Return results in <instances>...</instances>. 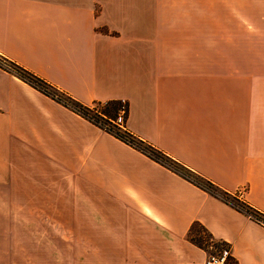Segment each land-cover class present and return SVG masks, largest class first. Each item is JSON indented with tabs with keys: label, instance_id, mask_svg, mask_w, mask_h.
<instances>
[{
	"label": "crops",
	"instance_id": "crops-1",
	"mask_svg": "<svg viewBox=\"0 0 264 264\" xmlns=\"http://www.w3.org/2000/svg\"><path fill=\"white\" fill-rule=\"evenodd\" d=\"M0 57L126 101L129 131L264 214V0H0ZM18 217L87 252L22 256L43 247ZM196 223L264 264V223L0 66V264H207Z\"/></svg>",
	"mask_w": 264,
	"mask_h": 264
},
{
	"label": "trees",
	"instance_id": "trees-1",
	"mask_svg": "<svg viewBox=\"0 0 264 264\" xmlns=\"http://www.w3.org/2000/svg\"><path fill=\"white\" fill-rule=\"evenodd\" d=\"M5 60L8 61L13 67L11 72L17 74L22 80L28 82L38 90L81 114L117 138L140 150L150 158L183 176L210 194L222 199L224 202L264 223V214L253 208L247 202L239 199L235 194L224 191L201 174L185 166L149 142L134 135L127 129L125 122L124 125L117 124L116 120L122 111H124V120L126 121L128 115V103L126 101L115 99L106 102H97L92 106H86L65 92L52 86L42 78L23 68L22 66L9 61L8 59ZM189 236L193 242L205 248L210 255H213L211 251L212 248L221 251L226 247H230V245L224 241L215 240L213 236L204 228V226L200 225L199 223H196L192 226ZM228 260L232 261V263L229 262V264H235V259L232 257V255H230Z\"/></svg>",
	"mask_w": 264,
	"mask_h": 264
},
{
	"label": "rangeland",
	"instance_id": "rangeland-1",
	"mask_svg": "<svg viewBox=\"0 0 264 264\" xmlns=\"http://www.w3.org/2000/svg\"><path fill=\"white\" fill-rule=\"evenodd\" d=\"M0 60L5 59L0 57ZM8 61H6L7 63ZM9 65H11L8 62ZM0 66H3L0 64ZM12 66V65H11ZM121 113V112H120ZM125 122V120H124ZM124 125V124H123ZM25 203H16V207L18 209H24ZM16 225L20 228H18L17 231V241L24 243H28L25 245H31L32 247H43V248H37V249H31L30 251H21L22 256H32V257H73V256H79L78 253H85L87 251H73L71 249H57L59 245L56 243L57 241H60V238L62 235L57 234H32L29 233L28 230L25 229L26 222L24 217H18L15 219ZM39 245V246H36ZM55 248V249H54ZM212 253L217 256L219 255V251L215 248L211 249ZM228 262L232 263V261L228 260Z\"/></svg>",
	"mask_w": 264,
	"mask_h": 264
},
{
	"label": "built area",
	"instance_id": "built-area-1",
	"mask_svg": "<svg viewBox=\"0 0 264 264\" xmlns=\"http://www.w3.org/2000/svg\"><path fill=\"white\" fill-rule=\"evenodd\" d=\"M0 64H2L4 68L12 71L13 67L11 65L8 64V62L6 63V61L4 60H0ZM124 108V107H123ZM116 123L119 125H123L124 124V111H122L118 117V119L116 120ZM238 194L240 195V192H238ZM219 255L215 256L210 255L209 254V260L207 262V264H227L228 259L231 255V248L230 247H226L225 249H222L221 251H219Z\"/></svg>",
	"mask_w": 264,
	"mask_h": 264
}]
</instances>
